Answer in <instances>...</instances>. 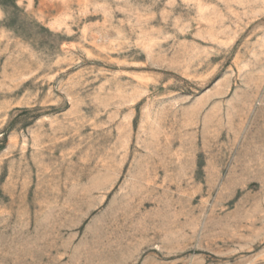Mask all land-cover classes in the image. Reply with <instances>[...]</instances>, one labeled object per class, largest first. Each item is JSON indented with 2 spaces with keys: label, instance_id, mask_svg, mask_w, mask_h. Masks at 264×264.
Instances as JSON below:
<instances>
[{
  "label": "rangeland",
  "instance_id": "rangeland-1",
  "mask_svg": "<svg viewBox=\"0 0 264 264\" xmlns=\"http://www.w3.org/2000/svg\"><path fill=\"white\" fill-rule=\"evenodd\" d=\"M0 264H264V0H0Z\"/></svg>",
  "mask_w": 264,
  "mask_h": 264
}]
</instances>
